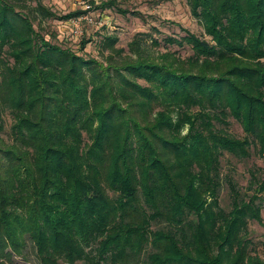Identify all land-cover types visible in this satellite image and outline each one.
Instances as JSON below:
<instances>
[{
    "label": "trees",
    "instance_id": "1",
    "mask_svg": "<svg viewBox=\"0 0 264 264\" xmlns=\"http://www.w3.org/2000/svg\"><path fill=\"white\" fill-rule=\"evenodd\" d=\"M187 2L205 35L165 41L188 56L138 32L99 59L45 31L58 16L39 0H0V258L264 264V178L220 199L222 158L264 154V0Z\"/></svg>",
    "mask_w": 264,
    "mask_h": 264
},
{
    "label": "rangeland",
    "instance_id": "2",
    "mask_svg": "<svg viewBox=\"0 0 264 264\" xmlns=\"http://www.w3.org/2000/svg\"><path fill=\"white\" fill-rule=\"evenodd\" d=\"M39 1L58 16L46 19L43 23L44 30L57 32L61 42L89 57L104 59V55L109 52L103 45L107 36L117 37L116 47L130 52V43L138 32H150L157 38L158 43L152 45L151 35L140 34L142 42L149 43L153 51L169 49L188 56L192 53V49L187 43L184 46L178 43H168L165 41V37L181 38L186 32L185 29L205 35L202 23L193 15L187 0H111L109 6H102V0H95V2L87 0ZM84 5L91 11L94 21L83 22L84 27L81 33L75 34L69 19L60 18V16L82 8ZM83 39L88 42L82 49ZM231 129L237 134L243 133L242 126L237 121H233ZM184 131H187V128ZM222 170L223 185L220 199L221 204L227 207L232 202L228 179L233 178L242 190H246L253 170L258 176L264 178V154H259L254 150L250 156L244 159L227 154L222 158ZM262 217V221L253 220L250 222L249 236L257 244L255 245L257 249L263 253L264 206ZM0 264H38V262L33 253H30L29 259H24L19 255H14L12 259L0 258Z\"/></svg>",
    "mask_w": 264,
    "mask_h": 264
},
{
    "label": "built area",
    "instance_id": "3",
    "mask_svg": "<svg viewBox=\"0 0 264 264\" xmlns=\"http://www.w3.org/2000/svg\"><path fill=\"white\" fill-rule=\"evenodd\" d=\"M89 7V5H87ZM94 21V18L91 14L90 10H87L85 13L74 16L69 19V23L73 26V33L79 34L81 33L84 25L83 22H92Z\"/></svg>",
    "mask_w": 264,
    "mask_h": 264
}]
</instances>
